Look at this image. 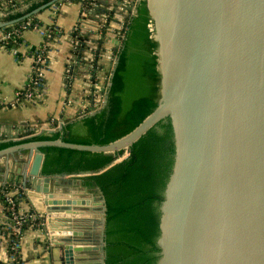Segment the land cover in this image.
<instances>
[{
    "label": "water",
    "instance_id": "1",
    "mask_svg": "<svg viewBox=\"0 0 264 264\" xmlns=\"http://www.w3.org/2000/svg\"><path fill=\"white\" fill-rule=\"evenodd\" d=\"M57 1L0 22V30ZM146 1L152 37L159 43L161 97L156 109L107 145L31 141L0 150V156L29 150L17 161L20 170L13 182L46 207L49 253L58 249L62 264H76L77 253L99 250L100 264H106L103 194L96 189L100 201L75 196L82 180L43 175L40 147L111 154L170 118L175 154L159 208L157 264H264V0ZM74 43L78 53L85 51L81 38ZM79 65L90 74L89 60L79 57ZM43 132L55 131L45 128L35 135ZM61 181L72 188H62ZM83 190L87 193L88 187ZM92 204L101 208L98 244L91 227L82 224Z\"/></svg>",
    "mask_w": 264,
    "mask_h": 264
},
{
    "label": "trees",
    "instance_id": "2",
    "mask_svg": "<svg viewBox=\"0 0 264 264\" xmlns=\"http://www.w3.org/2000/svg\"><path fill=\"white\" fill-rule=\"evenodd\" d=\"M51 1L24 0L17 6L21 7L19 9L4 8L0 22L20 19ZM71 1L81 3L83 20L97 14L98 0ZM83 10L87 11V18L82 17ZM129 12L111 85L106 88V103L102 105L99 101L104 92H96L95 109L86 108L83 117L67 119L62 128L52 133L43 132L20 141L0 140V150L31 141L58 139L68 143L107 145L129 134L156 109L161 97L156 54L159 43L152 37L153 20L147 1L134 0ZM37 16L29 18L36 22ZM29 18L7 26L5 31ZM40 151L45 155L43 175L75 176L90 190L98 188L103 194L107 204L106 264H157L159 208L175 154L170 118L153 126L129 147V155L120 161L125 149L105 154L45 145ZM8 186L14 185L7 183V191ZM22 197L26 198V194ZM0 201L5 205L3 195H0ZM40 220L44 222L45 219L41 217Z\"/></svg>",
    "mask_w": 264,
    "mask_h": 264
},
{
    "label": "crops",
    "instance_id": "3",
    "mask_svg": "<svg viewBox=\"0 0 264 264\" xmlns=\"http://www.w3.org/2000/svg\"><path fill=\"white\" fill-rule=\"evenodd\" d=\"M133 2L134 0H98L97 14L94 16L99 20L81 19V3L72 1L63 5L60 12L55 13L54 7H51L38 14V21L44 28L54 26L59 32L49 52L46 92L43 98L36 102L25 101L17 107L8 105L26 85L33 63L29 52L43 44L44 36L39 31H25L24 44L18 51L20 56L13 54L0 43V140L27 139L46 127L52 128L54 124L59 126L61 123L64 125L67 119L78 115H81V118L86 108H93L96 84L106 88L111 82L117 63V52L121 47L122 32L130 17L129 10ZM71 31L73 35L70 34ZM4 32L5 30H0V42ZM75 36L84 41L85 51L82 53H78L75 48ZM79 57L90 61L89 75L86 68L79 65ZM72 70H76L77 75L70 76L69 72ZM58 126L57 129L60 128ZM32 131L36 132L29 134ZM28 152V149H22L0 156V182L18 185L13 182L20 170L17 161ZM60 186L72 188V184L65 181H61ZM85 187L80 183L75 185V188L80 190V194L75 196L90 198L93 201L97 198L96 201H100L95 190L88 188L86 193L83 190ZM25 194L26 198L19 200L21 208L27 212L36 211L41 216L46 215V207L26 191ZM4 211L5 205L0 201V218L4 217ZM100 211L101 208L97 204L88 206L82 222L91 227L97 244L100 243L101 233ZM48 237L46 228L27 229L23 240L24 264H62L58 249L54 251L53 256L49 253L51 244ZM3 255L0 244V260L4 258ZM76 257L79 258L76 264H100L101 255L99 250H92L77 253Z\"/></svg>",
    "mask_w": 264,
    "mask_h": 264
},
{
    "label": "built area",
    "instance_id": "4",
    "mask_svg": "<svg viewBox=\"0 0 264 264\" xmlns=\"http://www.w3.org/2000/svg\"><path fill=\"white\" fill-rule=\"evenodd\" d=\"M24 0H0V17L3 15L4 8L17 7L23 4ZM71 0H59L52 5L54 12H60L63 5L70 3ZM82 17L87 18L86 10L82 11ZM39 31L44 36V42L39 47L31 49L29 55L32 59V66L26 85L16 94V99L9 103L10 107H17L25 101H38L43 98L46 92V73L49 67V52L53 41L55 40L59 29L54 26L46 27L34 18H29L10 31H5L1 38V44L9 49L13 54L20 56L19 48L24 44L23 34L25 31ZM10 45H14L11 47ZM109 86V85H108ZM106 86V88L108 87ZM97 92H104L99 96V101L103 105L106 100L105 86L96 84ZM95 109V107H94ZM62 123L58 126L61 127ZM45 129V128H44ZM56 131L57 127H46ZM129 155V148L125 149V153L118 160H122ZM8 182H0V195L5 198L4 217L0 218V244L3 248L4 258L0 260V264H24L23 258V240L25 232L29 227L32 229H45L46 220L41 221V216L36 211H24L19 200L23 198L26 189L20 185L13 187L6 184ZM45 219V218H44Z\"/></svg>",
    "mask_w": 264,
    "mask_h": 264
},
{
    "label": "rangeland",
    "instance_id": "5",
    "mask_svg": "<svg viewBox=\"0 0 264 264\" xmlns=\"http://www.w3.org/2000/svg\"><path fill=\"white\" fill-rule=\"evenodd\" d=\"M96 192L99 194V196H101V194L97 190H96ZM99 222H100V226H102V222H101L100 216H99Z\"/></svg>",
    "mask_w": 264,
    "mask_h": 264
}]
</instances>
